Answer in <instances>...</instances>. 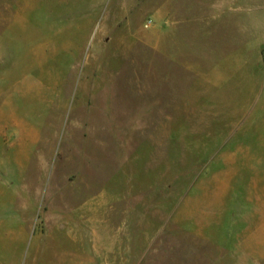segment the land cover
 <instances>
[{
  "label": "rangeland",
  "instance_id": "rangeland-1",
  "mask_svg": "<svg viewBox=\"0 0 264 264\" xmlns=\"http://www.w3.org/2000/svg\"><path fill=\"white\" fill-rule=\"evenodd\" d=\"M163 1L0 0V264H264V33L179 32L196 78Z\"/></svg>",
  "mask_w": 264,
  "mask_h": 264
},
{
  "label": "crops",
  "instance_id": "crops-1",
  "mask_svg": "<svg viewBox=\"0 0 264 264\" xmlns=\"http://www.w3.org/2000/svg\"><path fill=\"white\" fill-rule=\"evenodd\" d=\"M254 1L257 4L262 1L263 4L253 8ZM160 3L164 4L163 8L161 6L156 7L152 14H149L151 17L149 30L152 35L148 40L141 38L137 40L154 53L163 52L167 57V63L172 65L177 63L182 70L194 74L196 78H201L200 75L204 74L197 58H190V60L185 61L170 54V50L175 47L174 45L178 46L179 44V32L185 33L188 29L210 33L214 31H240L244 35L241 37L243 41L247 38L251 39L253 33H264V0H164ZM162 10L163 12H161ZM162 16L164 18L161 26L153 27L155 18ZM137 34L134 33L133 37L138 38L139 34ZM153 37H155L154 40H152ZM261 37L263 36L261 35ZM182 45L183 43L180 44V46ZM226 60L235 64L238 63L237 56L236 59L227 58L225 62ZM192 61L197 62L192 63ZM205 73L207 76L203 75V77L209 78L212 74L217 73V70L211 66L207 68ZM64 249H66L64 252L67 254L68 260L64 254L57 255L58 264H92L91 261L86 263V254L79 253L77 248ZM60 250L63 249L60 248Z\"/></svg>",
  "mask_w": 264,
  "mask_h": 264
},
{
  "label": "built area",
  "instance_id": "built-area-1",
  "mask_svg": "<svg viewBox=\"0 0 264 264\" xmlns=\"http://www.w3.org/2000/svg\"><path fill=\"white\" fill-rule=\"evenodd\" d=\"M149 23V22H148Z\"/></svg>",
  "mask_w": 264,
  "mask_h": 264
}]
</instances>
